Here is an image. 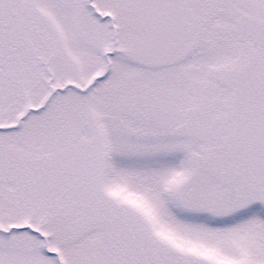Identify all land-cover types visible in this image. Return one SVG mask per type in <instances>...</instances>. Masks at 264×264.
Here are the masks:
<instances>
[{
  "label": "snow or ice",
  "instance_id": "6c2138e0",
  "mask_svg": "<svg viewBox=\"0 0 264 264\" xmlns=\"http://www.w3.org/2000/svg\"><path fill=\"white\" fill-rule=\"evenodd\" d=\"M0 264H264V0H0Z\"/></svg>",
  "mask_w": 264,
  "mask_h": 264
}]
</instances>
